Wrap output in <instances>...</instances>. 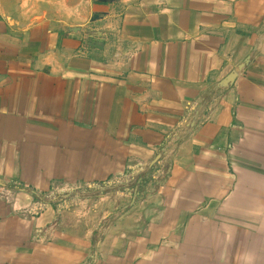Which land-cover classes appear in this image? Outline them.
<instances>
[{
    "label": "crops",
    "instance_id": "1",
    "mask_svg": "<svg viewBox=\"0 0 264 264\" xmlns=\"http://www.w3.org/2000/svg\"><path fill=\"white\" fill-rule=\"evenodd\" d=\"M9 190L0 264H264V0H0Z\"/></svg>",
    "mask_w": 264,
    "mask_h": 264
},
{
    "label": "built area",
    "instance_id": "2",
    "mask_svg": "<svg viewBox=\"0 0 264 264\" xmlns=\"http://www.w3.org/2000/svg\"><path fill=\"white\" fill-rule=\"evenodd\" d=\"M0 195L6 198L5 192L1 191ZM44 210H45L44 203H42L41 201L34 202V204L30 207L21 206L18 209V211L22 213H29L31 215H38V216L43 214Z\"/></svg>",
    "mask_w": 264,
    "mask_h": 264
},
{
    "label": "water",
    "instance_id": "3",
    "mask_svg": "<svg viewBox=\"0 0 264 264\" xmlns=\"http://www.w3.org/2000/svg\"><path fill=\"white\" fill-rule=\"evenodd\" d=\"M117 1H118V0H98V2H100V3H115V2H117ZM101 17H102V15L96 13V14H94L93 17L91 18V22H95V21L101 19ZM99 43H100V45L97 44V45H93V46H94L95 48H97V49H101V50H102V49L104 48L103 42L100 41Z\"/></svg>",
    "mask_w": 264,
    "mask_h": 264
},
{
    "label": "rangeland",
    "instance_id": "4",
    "mask_svg": "<svg viewBox=\"0 0 264 264\" xmlns=\"http://www.w3.org/2000/svg\"><path fill=\"white\" fill-rule=\"evenodd\" d=\"M10 192H11V191L9 190V192L6 193V198L12 197L11 194H10ZM82 194H86V191H84ZM82 194H81V195H82ZM37 200H38V199L36 198V199H35V202H37ZM33 203H34V202H33ZM30 206H32V203L29 204V205H25V206H23V207H30Z\"/></svg>",
    "mask_w": 264,
    "mask_h": 264
}]
</instances>
